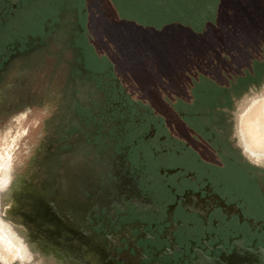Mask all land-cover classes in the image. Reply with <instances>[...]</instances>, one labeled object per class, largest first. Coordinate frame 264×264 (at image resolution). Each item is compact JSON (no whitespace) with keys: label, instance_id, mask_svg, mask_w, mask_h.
I'll list each match as a JSON object with an SVG mask.
<instances>
[{"label":"flooded vegetation","instance_id":"flooded-vegetation-1","mask_svg":"<svg viewBox=\"0 0 264 264\" xmlns=\"http://www.w3.org/2000/svg\"><path fill=\"white\" fill-rule=\"evenodd\" d=\"M86 1L0 0V176L9 183L0 216L7 236L22 256L54 264H264V151L234 131L232 114L236 100L264 80V43L233 41L232 56L220 54L214 72L192 83L193 95L141 110L128 94L133 86L102 71ZM53 45L71 58L53 106L60 149L51 152L45 128L19 129L31 116L29 90L8 103L4 92ZM79 92L88 96L84 108ZM65 109L71 122L63 128ZM263 118L264 102L247 121L258 146ZM30 136L40 141L32 154L23 142ZM18 156L23 173L14 167ZM78 156L89 165L64 167Z\"/></svg>","mask_w":264,"mask_h":264},{"label":"rangeland","instance_id":"rangeland-1","mask_svg":"<svg viewBox=\"0 0 264 264\" xmlns=\"http://www.w3.org/2000/svg\"><path fill=\"white\" fill-rule=\"evenodd\" d=\"M86 4L91 16L90 41L95 44V52L104 57L102 71L118 75L131 84L133 87L128 88L131 102L137 103L141 110L149 109L150 103L160 106L159 100L161 105H169L176 99L193 95L192 83L204 72H214L215 59L222 55L223 58L232 56L230 44L233 41L264 43V0H87ZM233 21L240 32L233 29ZM245 51L239 50V53L244 55ZM90 55L93 56V51ZM70 58L65 46L44 49L30 61L24 73L14 77L13 89L4 92L5 103H8L17 99L25 88L29 90L33 101L31 116L21 121L19 129L35 132L45 128L47 139L44 143L51 152L60 149L57 136L60 124L53 106L60 87L65 91ZM205 59L212 60L205 63ZM136 91L147 100L139 97ZM87 97V93L79 92L80 108L88 104ZM262 102L264 80L247 97L236 100L234 107L237 108L232 113L234 131H239L247 139L248 146L256 151H264V144L258 146L250 141L247 121L254 117ZM45 105L52 107L44 112ZM68 112L69 109L63 111V116L68 117L63 121V128L71 122ZM26 138L23 142L29 145L32 154L40 141H32L31 136ZM20 156L14 167L18 173H23L26 162L22 165ZM73 161L64 159V167L79 170L90 163L82 156ZM30 170L32 175L33 167ZM21 241L27 251L28 246L22 238ZM0 253H4V249L0 248ZM27 255L25 259L31 264H54L38 254ZM3 257L8 264H18L16 252L7 251Z\"/></svg>","mask_w":264,"mask_h":264},{"label":"bare ground","instance_id":"bare-ground-1","mask_svg":"<svg viewBox=\"0 0 264 264\" xmlns=\"http://www.w3.org/2000/svg\"><path fill=\"white\" fill-rule=\"evenodd\" d=\"M260 136H262V135H260ZM259 138L260 137L258 136V139ZM261 139H262V137H261ZM5 176L6 175L0 176V213L4 212L5 207L7 205L6 203H4V200H3L5 195L7 194V191L9 190L8 178H6ZM1 222L3 223L4 221L1 219V216H0V248L4 249V253H0V259L5 260L3 256L7 253V251L17 252L18 254H20V256L16 255V256H18V258L22 257L25 259V257L22 256V254L20 253V248L17 247L16 243L12 242V240L7 236L8 231H6L5 225L1 224Z\"/></svg>","mask_w":264,"mask_h":264},{"label":"clouds","instance_id":"clouds-1","mask_svg":"<svg viewBox=\"0 0 264 264\" xmlns=\"http://www.w3.org/2000/svg\"><path fill=\"white\" fill-rule=\"evenodd\" d=\"M0 264H8L7 261L0 259ZM18 264H31L30 260H26L24 258H18Z\"/></svg>","mask_w":264,"mask_h":264},{"label":"trees","instance_id":"trees-1","mask_svg":"<svg viewBox=\"0 0 264 264\" xmlns=\"http://www.w3.org/2000/svg\"><path fill=\"white\" fill-rule=\"evenodd\" d=\"M226 25H227V24H226ZM231 25L233 26V29L236 28V30L239 31V30L237 29V26H235L236 24L234 23V21L231 23ZM234 26H235V27H234ZM226 27H228V26H225V28H226ZM239 32H240V31H239ZM211 50H214V49H211ZM211 50H210V51H211Z\"/></svg>","mask_w":264,"mask_h":264}]
</instances>
